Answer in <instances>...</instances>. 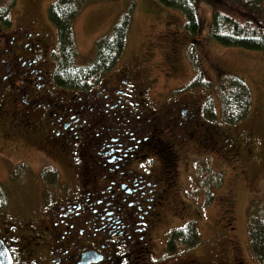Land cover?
Masks as SVG:
<instances>
[{
	"label": "flooded vegetation",
	"instance_id": "af4514ba",
	"mask_svg": "<svg viewBox=\"0 0 264 264\" xmlns=\"http://www.w3.org/2000/svg\"><path fill=\"white\" fill-rule=\"evenodd\" d=\"M1 33L0 139L7 149L20 142L39 145L51 157L69 160L66 172H53L58 186L46 187L33 220L16 224L0 218V238L13 264H156L154 233L165 222L166 210L176 214L183 205L180 166L185 157L196 150H218L235 166L253 156V128L244 133L242 147L237 133L217 123L218 117L213 120L210 101L181 93L187 83L154 92L140 56L95 75L85 89H71L59 84L56 54L39 26L19 24ZM170 34L163 62L166 78L173 80L182 72L181 41ZM173 91L179 93L163 98ZM94 101L100 102L94 103L97 109L90 106ZM178 107L189 110V121L182 120ZM116 120L131 122L134 135L128 143L123 137L112 140H120L119 146L133 144V152L125 154L127 167L118 174L105 170L97 155ZM0 157L9 159L7 153ZM133 180L148 181L154 189L144 197ZM227 193L218 195L224 233L210 263L193 255L175 264H261L249 241L241 244L235 238V190Z\"/></svg>",
	"mask_w": 264,
	"mask_h": 264
},
{
	"label": "rangeland",
	"instance_id": "374dc122",
	"mask_svg": "<svg viewBox=\"0 0 264 264\" xmlns=\"http://www.w3.org/2000/svg\"><path fill=\"white\" fill-rule=\"evenodd\" d=\"M56 1L58 0H0V10H7L12 22L10 26L0 24V28L4 32H11L19 24L37 25L44 33L48 45L57 54L58 33L48 13L51 4ZM210 1L197 0V12L203 27L194 37L184 29L183 11L165 6L158 0H93L83 4L73 22L77 63L84 66L94 62L97 41L109 35L129 12L126 45L114 70L128 64L133 57L140 56L154 92L165 93L175 84L187 83L181 93L213 103L218 114L217 123H221L230 132L237 133L242 147L246 145L244 133L249 128L254 129L253 156L249 160L242 159L245 164L240 162L233 166L220 156L218 150H196L181 162L180 188L183 193L180 200L183 205L177 209L179 212L176 214L166 210L165 222L154 233L158 245L153 257L156 264H175L176 261L193 255H197L196 258L202 263L211 261L217 252L220 234L224 233L218 200V195H223L224 192L232 194L235 190V238L241 244L242 241H250V219L260 212L264 214V50L224 45L212 38L209 31L213 6ZM219 5L224 10L236 9L230 0H223ZM257 10L264 18V0H260ZM169 31L170 39L174 36L181 41L179 63L182 72L173 80L166 78V63L163 62ZM1 36L0 31V38ZM203 51L209 59L204 58ZM5 58L9 60L11 56ZM232 77L245 82L250 90L252 103L245 118L229 123L225 122L222 114V104L227 99H223L221 90L230 83ZM178 93L179 91L169 92L163 98H171ZM95 102L90 106L97 109ZM177 110L183 121L191 119V113L185 107H178ZM63 122L66 120H62L61 124ZM111 127L112 131L104 135L107 139L101 141L106 144L98 145L97 155L105 170L113 169L118 174L125 171L127 165L124 161L128 158L125 154L133 152V144L130 142L119 146L116 144L120 140H112L123 137L122 141L128 143L134 135L131 134V122L126 120H116ZM5 141L0 139V152L7 153L9 159L3 160L0 157V183L9 199L7 206L0 211V218L16 224L30 222L37 214L36 210L46 194V187L58 186L54 183L56 180L53 182V172L56 174L58 169L66 172L69 160L61 155L51 157L39 145L20 142L16 147L10 146L7 149ZM76 158L74 161L77 162ZM69 159L73 160V157ZM64 177L60 176L59 179L65 181ZM133 181L146 193L144 197L154 189L148 181ZM106 194L108 192L101 195ZM144 202L141 201L139 206H143ZM191 222L197 224L201 233L200 242L190 249L177 243V251L173 254L168 250L170 233Z\"/></svg>",
	"mask_w": 264,
	"mask_h": 264
},
{
	"label": "trees",
	"instance_id": "16d2710c",
	"mask_svg": "<svg viewBox=\"0 0 264 264\" xmlns=\"http://www.w3.org/2000/svg\"><path fill=\"white\" fill-rule=\"evenodd\" d=\"M93 0H58L49 7V18L58 33L56 78L60 85L71 89L89 87L93 77L114 67L126 45L129 12L116 24L112 32L97 41L94 62L80 66L77 63V49L73 32V22L81 7ZM161 4L183 11L184 29L188 35L197 36L203 27L198 16L197 0H158ZM210 1V0H209ZM223 0L210 1L213 6L210 36L229 46L264 50V18L258 13L260 0H230L235 10H224L219 4ZM0 24L10 26L7 10H0ZM230 87H229V86ZM230 90H227V89ZM222 114L229 123L239 121L248 115L251 107V93L245 82L232 77L229 84L222 87ZM230 99V100H228ZM211 117H216L211 103ZM8 195L0 183V211L7 206ZM258 215V216H257ZM254 215L249 221V237L253 255L264 264V214ZM201 240V233L195 222L170 233L169 250L175 251V244L194 246Z\"/></svg>",
	"mask_w": 264,
	"mask_h": 264
},
{
	"label": "water",
	"instance_id": "95a60500",
	"mask_svg": "<svg viewBox=\"0 0 264 264\" xmlns=\"http://www.w3.org/2000/svg\"><path fill=\"white\" fill-rule=\"evenodd\" d=\"M0 264H13V258L9 248L3 239L0 238Z\"/></svg>",
	"mask_w": 264,
	"mask_h": 264
}]
</instances>
